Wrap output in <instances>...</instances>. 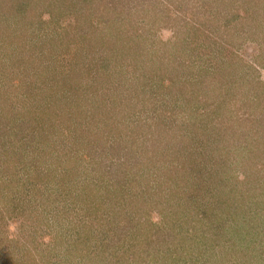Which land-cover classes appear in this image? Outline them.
I'll return each mask as SVG.
<instances>
[{
  "label": "rangeland",
  "instance_id": "obj_1",
  "mask_svg": "<svg viewBox=\"0 0 264 264\" xmlns=\"http://www.w3.org/2000/svg\"><path fill=\"white\" fill-rule=\"evenodd\" d=\"M113 1L108 0L109 4ZM165 1L153 2L152 6L159 14L158 20L157 18L148 20L146 13L141 12L132 13L130 16L127 10L129 6L137 4L134 0L114 1L121 8L118 15H123L116 16V20L126 21L128 25L140 20L135 25L143 31V42L140 47L150 51L156 61L155 63L145 61L147 52L144 51L140 73H146V70L147 75L160 72L165 78L170 77L171 80L173 78L175 84L170 89L171 97L165 99L166 104L159 103L154 112L151 110L149 114L128 118L126 124L127 122L130 124H127V129L123 130L117 125L118 132L114 129L116 125L114 121L118 119H114V123L109 125L105 132L97 135L100 145L96 153L88 159L91 161L89 172L100 163L97 159L105 150L108 153L107 160L111 155L121 158L123 166L129 167L132 173L127 177L113 170L108 172V178L117 182V191L108 190L104 197L101 191H96L97 196L94 195L97 200L102 199L100 202L103 198L109 201L106 205L109 211L104 208V212L103 208L99 207L91 211L93 209L87 206L89 218L86 219L85 225L90 223L94 230L91 232L92 235L99 232L109 240L112 239L114 245L119 239L138 241L135 244L136 249L129 246L128 250L140 249L141 253L149 250L151 254H156V259L148 264L179 263L178 257L197 253L202 245L211 246L212 250L203 253L204 258L209 261L210 258L215 260V264H230L229 260L233 257H227L226 254L228 251L234 253L233 251L239 250L235 249V246L239 247L237 244L240 243V236L234 238L228 234L234 231L228 227L229 224L243 226L241 220L247 218L246 216L264 221V9L262 10L264 0H243L260 6L261 9L254 10V18L242 22L238 19L235 22V25L238 24V30L229 34L224 32L220 25H214L217 21L209 16V11L215 12L216 9L221 11L217 6L218 0H172V2L167 0L166 4ZM78 2L79 0H0V32L9 26L18 25L21 32L29 30L28 35L14 37L18 40L19 47L24 40L26 43L30 41L34 44V49H39L43 53H45L43 50L51 51L56 45L62 47L60 34H50L52 31L56 32L58 23L65 27L67 22L69 26L66 30L73 33L95 31L92 23L86 20L93 17L92 10L88 6L87 11H82V3ZM59 5L60 9H55ZM97 6L96 4L95 7ZM153 8L150 7V10ZM51 10L54 11L51 13L52 16L50 15L51 18L60 16V13L63 15L64 12L67 15H63L60 21H51L48 14ZM248 11L247 8H243L239 15ZM105 12L111 14L107 9ZM165 12L169 15L166 16ZM125 15L126 20H121ZM185 20L189 24H186ZM192 21L199 25L203 24L210 32L212 30L213 35L220 36L217 40L233 51L232 54L237 59L232 74L227 71L224 73L215 71L213 64L211 71L208 69V74L204 77L202 75V83L199 82L200 71L201 69L204 71L205 68L203 65L205 60L198 54V46L201 43L205 47H213L214 39L212 36L204 37L207 33L201 35L202 37L196 34L199 41L192 43V38L196 40L189 34ZM39 33L41 36L43 33L44 36L39 38ZM96 33L101 35L99 34L101 31ZM52 35L54 38L48 39ZM98 35H95L97 39ZM8 37L6 34L3 39L8 42L14 41L10 38L8 40ZM163 51L176 55L174 68L170 66L169 59L162 63ZM54 56L56 55L52 54L50 57ZM149 56L150 54L147 57ZM9 60L10 58L6 57L0 48V111H3L0 117L2 129L0 134L1 131L17 133L23 130L24 133L28 130L27 122L22 120L28 117L22 114L26 108L23 106L22 97H18V90L36 91L33 104L40 103V108L45 107V100L51 99L54 102L51 118L54 117L55 110L64 113L60 99H64L68 91L73 93L71 104L74 102L86 104L85 97H92L97 102L101 98V95L96 97V93L95 96H90L92 91L90 88L94 85L88 87L90 80L87 79V74L86 80L79 77L82 74L74 73L75 76L64 81V85L61 82L56 84L54 82L52 86L32 89L33 81L40 80V73L26 70L25 66L29 68L30 64L28 61L23 67L17 66L14 55ZM184 60L185 64H180ZM46 63L53 66L55 62L49 60ZM54 67L59 68L56 65ZM131 70L134 71L132 68ZM29 72L32 76L26 74ZM141 74L142 79L138 85L146 81L147 75L143 77ZM27 79L31 80L29 84H26ZM17 81L20 87H17ZM151 100L152 103L157 102L156 99ZM209 105V109L208 107L206 109ZM15 106L19 111L13 109ZM203 109L207 111L208 116L202 113ZM80 117L83 118V123L90 120L87 118L88 114L75 111L73 119L80 122L82 119ZM58 118L59 116L55 121ZM11 120L17 124L8 129L7 125ZM44 121L42 117L41 123ZM36 125L34 122L33 127ZM7 147L10 150L11 147ZM83 152L81 150L80 155ZM58 164L59 169L63 168L64 164ZM79 165L82 164L80 162L69 164V169L75 173L79 171L81 175V168L84 166L79 168ZM116 175L122 177L117 179ZM20 178L14 163L9 162L8 166H4L0 159V208L8 209L5 212H1L0 209V217L3 214L7 218L3 222L0 221V232H4L9 240H13L10 244L14 259L31 264L32 262L25 257L26 254L29 256L26 252L28 248L33 246L46 248L48 242L40 246L39 234L38 237L35 235L36 227L30 226L29 230H20L22 223L20 218L24 215L23 203L19 202L23 187ZM111 184L113 183L110 182L109 185ZM91 187L95 191L96 188ZM125 190L128 191L123 192ZM105 213V220H108L103 223L102 229L96 230L98 222V226L101 227V219L105 217ZM121 223L125 226V231L120 229ZM141 226L143 227L141 234L133 237ZM153 234L157 243L150 244V247L144 246L146 238L152 239ZM248 240L251 249L243 254L238 253L242 264H264V246L260 243V238L252 233ZM23 250L25 253H22ZM112 250L109 248L107 252L110 254ZM10 255L0 254V264H10L8 261ZM142 255L143 260L147 261L149 258L146 256L150 253ZM102 258L104 254L94 252L92 260L85 258L84 262L95 261V264L116 262L111 261L110 257L105 261ZM135 259L138 261L141 255ZM62 261L67 262L64 257ZM14 262L15 260H12V263Z\"/></svg>",
  "mask_w": 264,
  "mask_h": 264
},
{
  "label": "trees",
  "instance_id": "obj_2",
  "mask_svg": "<svg viewBox=\"0 0 264 264\" xmlns=\"http://www.w3.org/2000/svg\"><path fill=\"white\" fill-rule=\"evenodd\" d=\"M114 1L109 4L108 0H79L82 3V11H87L88 6L92 10L93 17H88L86 20L88 19L92 23L95 31L88 30L82 34L77 32L73 33L66 30V27L69 26L67 22L65 27L63 25L60 26V23H58L56 32L52 31L50 34H60L61 37L59 36V38L62 47L56 45L51 51L43 50L45 53L39 49H34V44L30 41L26 43L24 40L21 44L22 46L19 47L17 44L19 42L14 37L17 36L18 38L23 34L28 35L29 30L21 32L20 27L14 25L13 27L9 26L8 28L2 29L0 32V48L2 53H5L6 57L10 58V60L12 59V55H14L17 62L16 65L20 67H23L28 61L30 64L28 65L29 68L25 66L26 70L40 73V80L33 81L32 89H39L41 86L45 87L47 85L52 86L54 82L55 84L61 82L64 85V81L70 80L71 77L75 76L73 75L74 73H78L82 74L79 76L80 78L83 77L82 80H86L85 74L88 75L87 79L90 80L88 87L94 85L90 88L92 89L90 96H95V93L96 97L101 95L98 102L92 97H85L86 104L77 102L71 104L73 93L72 91H68L66 97L60 99V102L64 106V113L55 110L56 113L51 118L53 116L51 110L54 109V102L51 99H47L48 101H44L43 99L42 101H44L45 107L40 108V103H38L39 106L33 104V96L35 98L36 91L25 89L22 92L18 90V97H22L24 102L23 106L26 108L22 114L30 118H22V120L27 122L28 130L24 133L23 130H19L17 133L1 131L0 159H2L4 166H8L9 162L15 164L23 185L22 195L19 196V202L22 201L24 212L23 217L20 218L22 222L20 224V230H29L30 226L36 227L35 235L37 236L39 234L40 246L48 242L46 248L35 246L28 248L29 250L26 252L29 256L26 254L25 257L28 258L29 262H32L31 264H95V261L84 262L85 258L92 260L94 252L104 254V258H102L104 261L108 260V257L113 262L116 260V262H109V264H148L156 259V254H151L149 250L142 252L146 254L150 253V255L146 256L149 258L147 261L143 260L144 256L140 249H137L138 251L128 250L129 246L136 249L135 244L138 241L119 239L118 243L115 242L116 244L114 245L113 241H111L112 239L109 240V238H106L99 232L92 235L91 232L94 230L90 223L85 225L86 219L89 218L86 212L87 206L93 209L91 211L96 210L98 207L103 208V210L105 208L107 212L109 211L106 206L109 201L103 198V201L100 202L102 199L97 200L94 195L96 194L97 196L96 191H101L104 197L109 192L108 190L113 192L117 191V182L108 178V172L113 170L123 176L127 175V177L132 173L129 167L123 166L124 164L121 158L111 155L107 160L108 153L105 150H103L102 156L97 159L100 162L97 164L98 167L94 165L96 168L89 172V163L91 161L88 159L93 156V153H96L95 151L99 149L100 145L97 135L102 131L105 132V129L114 122L116 124L114 129L117 132V125L123 128V130H126L128 127L127 124H130V122L126 124L128 118L149 114L151 110L154 112L156 105L159 103L166 104L165 99L171 97L172 91L170 89L175 84L173 78L172 80L170 77L165 78L160 72L147 75L146 70V73H140L139 68L143 63L141 62L143 61L141 57H144V51L147 52L145 61H152L153 63L156 61L151 56L150 51H146L140 47L143 42V31L142 28L135 27L140 20L132 25L126 24V21L116 20V16L121 17L123 15H118L121 8ZM155 1L159 2L161 0ZM169 1L172 2V0ZM134 2H137V4L131 7L129 6L127 10L130 16H132V13L136 14L137 12H141L146 13V16L149 17L148 20H151V18L159 19L156 8L152 6L154 0H134ZM166 2L167 0L165 4ZM218 2L219 4L217 6L221 11H218V9L215 12L209 11V16L211 19L217 21L214 25H220V28L223 27L224 32L228 34L231 32L235 33L238 30V24L235 25L238 19L242 22L249 18H254V10L261 9L260 6L243 0H218ZM96 4L98 5L97 7H95ZM142 4L143 6L141 7ZM210 4H212V1H210ZM167 6H169V3H167ZM150 7L153 9L150 10ZM57 8L60 9V5L55 9ZM243 8H247L249 11L243 15H239L242 13ZM106 9L111 11V14H107L105 12ZM263 9L264 7H262ZM51 13H54V11H48L51 21H60L63 15H67L64 12L63 15L60 13V16L51 18ZM113 14L116 15L113 16ZM165 14L166 16L169 15L166 12ZM9 16H12V14H9ZM121 20H126V15ZM186 24H189V22L186 21ZM191 24L189 34L196 38V40L194 38L191 39L192 43L199 41L195 36L196 34L203 36L207 33L204 37L210 38L212 36L211 38L214 39L213 47H205L201 43L198 46V54L204 57L203 59L205 60V63H203L205 68L204 71L203 69L200 71L199 78L201 79L199 82L202 83V78L205 74H208V69L211 71L213 64L215 65V71H219L220 73L227 71L229 74H232V69L236 65L237 59L232 54L233 51L231 52L225 45H222L217 40L220 36L213 35L211 33L212 30L210 32L203 24L200 23L199 25L194 21ZM97 31H101L99 33L101 34L100 36L96 33ZM6 34L9 36L8 40L12 39L14 41L8 42L3 39ZM96 34L99 36L98 39L95 36ZM42 36H44L43 33ZM42 36L39 33V38H42ZM53 38L54 35L48 39ZM169 51H163L162 56L164 57L162 58L164 59L162 63L169 59L171 60L170 66L174 68V56L176 55ZM52 54L56 55L54 56L55 58L50 57ZM148 54H150L149 58L147 57ZM49 60L55 62L53 66L56 65L59 68H53L52 64L47 65L46 62ZM180 64H185V60L180 62ZM131 68L134 70V73ZM26 74L32 76L31 72ZM59 74L62 79H60ZM140 74L143 77L147 75V77L146 81L143 80L144 82L138 85L139 80L142 79H140ZM28 75L27 77H29ZM30 82L31 80H26V84ZM16 84L17 87H20L19 81ZM160 87H163V89L158 91ZM51 94H53V91H51ZM151 99H156L157 102L152 103ZM218 100L222 102L220 99ZM127 107H132V109H127ZM207 107L209 109L210 105L206 106V109ZM13 109L19 111L16 106ZM75 111L86 113V115L88 114L89 117L87 118L90 120L85 123L82 122V117H80V119L82 118L80 122L74 120L73 116L75 115ZM2 112L0 111V117L2 116ZM206 112L205 109L202 110V113L208 116ZM109 113L111 116H109ZM120 114H122L121 119L119 117ZM48 115L49 118L47 119ZM57 116L59 118L55 121ZM42 117L45 120L43 124L41 123ZM114 119L118 120L113 122ZM34 122L37 124L35 127H33ZM15 124L17 123L11 120L7 125L9 127H6L11 129ZM0 130L2 129L0 128ZM19 134L20 136H18ZM7 146L11 147L10 150ZM152 149L150 150L152 151ZM81 150L84 151L82 155H80ZM5 158L7 159L5 160ZM77 162H80L84 166L81 168V175L79 171L75 173L69 169V164H75ZM58 163L64 164L63 168L59 169L60 166ZM22 165L24 166L22 167ZM82 165H79V168ZM116 166L119 167L117 168ZM122 175H116L115 177L118 179ZM132 179L134 180V178ZM110 182L113 184L109 185ZM91 186L96 188L95 191H93ZM127 191L125 190L123 192ZM93 206L94 208H92ZM0 209L1 212L8 210L5 207ZM104 216L101 219V227L98 226L99 222L96 224V230L102 229L103 223L105 224L108 220H105L106 213ZM246 217L241 220L243 226L231 224L228 226L234 229L233 232H228L230 236H234V238H236L235 236H240V243L237 244L239 247L235 246V249L239 250L233 251L234 253L228 251L226 254L227 257L232 256L235 258L229 260L230 264H242L238 253L243 254L246 250L251 249V243L248 240L250 234H257V237L260 238V243L264 246V221H257L253 216ZM6 219L2 214L0 221L3 222ZM120 229L125 231V226L122 224ZM142 230L143 227H139L133 237L140 235ZM40 232L45 233L40 234ZM4 234V232H0V254L10 253L11 255L8 257V261L12 263V260H15L12 264H25L21 260L16 261V258L14 259L15 256L10 244L13 240H9V237ZM107 237H109V234ZM155 239V235L153 234L152 239L151 237L146 238L143 245L150 247V244L157 243ZM117 244L120 245L118 246ZM205 246L202 245L199 247L198 250L200 251L197 253L178 257L179 263L176 262L175 264H215V260H211L210 258V262L209 259L202 256L203 253L212 251L210 250L211 246ZM149 247L147 248L149 249ZM109 248L113 249L110 254L107 252ZM22 253H25V251L23 250ZM187 253L191 252L187 251ZM139 255H141V259L137 261L135 258H138ZM62 257L66 258L67 262H63Z\"/></svg>",
  "mask_w": 264,
  "mask_h": 264
}]
</instances>
